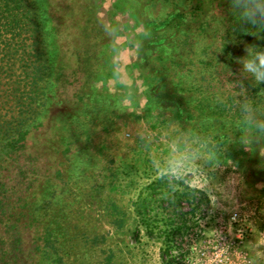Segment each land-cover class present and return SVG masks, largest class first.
Listing matches in <instances>:
<instances>
[{
    "label": "rangeland",
    "instance_id": "1",
    "mask_svg": "<svg viewBox=\"0 0 264 264\" xmlns=\"http://www.w3.org/2000/svg\"><path fill=\"white\" fill-rule=\"evenodd\" d=\"M37 1L43 16L48 4ZM120 1L128 10L111 14L116 0H103L99 8L106 37L97 49L96 70L83 89L88 91L82 102L81 71L69 76L66 92L54 96L56 85L47 73L56 46L43 45L34 24L11 28L0 23V171L10 184L28 186L14 197L19 205L26 198L35 219L33 224L27 220L22 232L26 246L34 247L35 237H43V256H50L43 264H105L109 255L118 264H187L188 259L193 264H264V158L238 142L239 131L251 128L239 111L242 97L217 100L226 94L229 81L242 79L237 60L246 55L245 47L264 48V42L234 40L212 0H155L151 5ZM203 1V11L196 9ZM181 11L188 13L186 35L174 25L149 30L140 21H162ZM69 39L65 34V43ZM141 49L148 57L141 60L145 67L137 63ZM150 63L163 69L164 79ZM244 85L247 91L257 86L247 79ZM252 91L248 98L253 106L264 109V90ZM170 123L190 129L193 137H211L216 154L209 151L211 146L202 152L220 166L209 171L199 190L206 193L205 185L214 181L225 186L227 195L208 191L210 202L197 204L194 217L192 206L184 203L175 208L169 223L164 221L168 213L156 208L158 220L150 224L149 233L137 212L138 198L159 177L151 154H166L167 149L161 142L146 144L137 133L151 132L158 141ZM19 132L25 135L20 142L25 145L17 144V151L8 142ZM117 133H126L127 139L120 142ZM197 175L189 181L196 188ZM116 206L118 216L113 213ZM235 212L246 219L241 226L230 220ZM197 216L208 218L200 223ZM190 217L195 219L192 229L174 236L171 250L162 254L164 231ZM219 217L228 227L223 238L215 231ZM241 228L245 242L239 246L236 235ZM200 231L211 239H203Z\"/></svg>",
    "mask_w": 264,
    "mask_h": 264
},
{
    "label": "trees",
    "instance_id": "2",
    "mask_svg": "<svg viewBox=\"0 0 264 264\" xmlns=\"http://www.w3.org/2000/svg\"><path fill=\"white\" fill-rule=\"evenodd\" d=\"M154 1L155 0H144V2L149 5L154 4ZM212 1L217 3L220 12L224 15L227 29L234 40L246 42L257 38L240 30L239 18L230 11L229 0ZM46 2L48 7L47 10H43L42 16L39 11V3L37 0H0V23L5 21L6 24H9L6 26H10L11 28L20 26L25 27L24 23L29 25L34 24L36 30L39 31L42 37L43 45L46 46L47 43H51L56 46L53 51H50V56L55 58L54 61L52 59L47 73V76L52 78V83L56 85V94L54 96L56 97L59 96L57 95L58 93L63 94L66 92L69 87L67 85V81H70L69 76L81 71L82 77H85V80L81 84L80 89H82V91L81 93L79 92L78 99L82 102L85 98V93L88 91L83 92V89L85 87L87 88L96 70L93 64L98 59L97 49L100 46V41L104 40V37H106L107 24L105 25L102 18L98 15L103 0H46ZM205 4L206 3L203 1V4L201 6L197 5L196 9L203 11ZM123 9L128 10L123 7L120 0H116V3L112 5V9H110V13L116 14L119 10ZM196 12L197 10H194V14H197ZM187 14L188 13L185 11L177 13L171 12L162 21L148 18L141 19L140 21L144 24V27L149 30H157L164 25H174L178 28L180 27L178 32H184V35H186L184 23H186L188 19ZM198 15L200 16V14ZM22 16L25 19L22 18ZM203 25L204 23H202V26ZM41 28H43V32L40 31ZM65 34L70 37L68 43H65ZM261 36L264 37V33H262ZM260 39V42H264V38ZM153 41L154 40L149 42ZM226 46L228 47L230 45L225 44V47ZM143 51L144 49H141V53ZM44 53L45 51L43 50V54ZM146 58L148 57L144 55L143 52V56L138 58L137 63L145 67L141 60ZM149 68L157 74L156 76H158L159 79H164L162 77L163 69H158L154 63H150ZM253 88H248L247 93L249 96L254 94L252 90H254L255 93L258 92V89L264 90V84L257 85L254 89ZM171 96L175 97V93H172ZM204 107L207 110H211L212 108L211 105H205ZM201 111L204 110L201 109ZM202 115H204V113ZM207 115L208 113H206V116ZM18 134L19 136L17 139H11L8 142V144L17 151L20 150V147L25 145L24 143L23 145L20 144V142L25 139V135L22 132ZM17 144L21 146L18 148L16 147ZM209 151L216 154L215 149L210 148ZM11 154L12 153H7V156L10 157ZM8 167L9 165H6V168ZM0 169L2 170V167H0ZM2 176V171H0V264H43L45 258H50L49 255L46 257L43 256L44 253H46V251H43V237H35L32 244L34 247H27L25 244V237L22 234L26 227L27 220L32 224L35 221L25 201L26 198H22L25 204L23 203L20 205L17 204L18 200H14V197L23 194L28 186L25 188V183H21L20 181L14 185L10 184L8 179ZM203 199L210 202L209 196L201 190L191 186L190 182L186 185L181 184L176 188H170L166 180L158 177L153 179L141 193L138 198L140 202L137 212L143 220L142 222L145 224L147 231L151 233L153 229L150 224L158 220L159 212H155L156 208H159V210L163 208V211L166 214L168 213L167 216H164V221L169 223L176 214L172 212H174L175 208L178 209L184 203L192 206V213L190 215L194 217L193 214L196 212V205L198 204L200 206ZM110 206H113V203H111ZM113 210L115 216H118L121 212L117 206L114 207ZM117 221L123 222V218ZM194 222L195 219L193 218L189 221L185 218L181 226L170 229L169 231H164V247H161L162 254L166 255L167 252L171 250L174 236H177V234L184 236L188 234ZM46 234L47 240L51 241V231H48ZM57 259L58 257L52 261L55 263ZM105 264L118 263L113 260V255H109L105 259Z\"/></svg>",
    "mask_w": 264,
    "mask_h": 264
},
{
    "label": "clouds",
    "instance_id": "3",
    "mask_svg": "<svg viewBox=\"0 0 264 264\" xmlns=\"http://www.w3.org/2000/svg\"><path fill=\"white\" fill-rule=\"evenodd\" d=\"M230 11L239 18L240 30L257 38L264 33V0H229ZM246 55L238 58L237 63L242 65L239 81L230 82L225 85V95H218L217 100L224 103L228 95L240 96L238 101L239 111L243 122L250 125L249 130L241 129L238 139L245 150L258 151L259 156L264 158V109L254 107L248 98L244 80H250L253 84H264V48L256 45L245 47ZM228 75H232L228 70ZM138 138L146 144L161 142L167 149V153H153L152 163L159 178L166 180L170 188H176L181 184H188L194 174L207 176L220 166V163L209 160L202 149H216L210 136H192L191 130L181 128L177 123H170L168 130L163 133L159 140L154 138L151 132H139ZM117 140L123 142L127 139L126 133H117ZM195 169V173L193 172ZM223 188V191L220 189ZM204 191H211L214 195L220 193L227 195L225 186L208 181ZM217 196V195H216ZM217 202V201H216ZM215 206V205H213ZM255 264V262H253Z\"/></svg>",
    "mask_w": 264,
    "mask_h": 264
},
{
    "label": "built area",
    "instance_id": "4",
    "mask_svg": "<svg viewBox=\"0 0 264 264\" xmlns=\"http://www.w3.org/2000/svg\"><path fill=\"white\" fill-rule=\"evenodd\" d=\"M198 176V180H199V184H197V188L198 189H201V190H203L202 188L204 187V183H202V181L204 182L206 179H207V176L205 177V176H201V175H197ZM191 184V186H194L192 183H190ZM195 188H196V186H195ZM205 218H208V217H204V218H202V217H199V216H197V219H198V221L201 223L203 220H205ZM230 220H232V222L233 223H236V224H238V225H242L243 224V222L246 220V219H244L242 216H241V214L240 213H238V212H235L231 217H230ZM218 222H219V224L217 225V227L215 228V231H216V233H218V237L219 236H221V238H223L222 236L224 235V233L227 231V225H226V223L224 222V220H222L221 219V217H219L218 218ZM203 226V225H202ZM252 231V230H251ZM215 233V234H216ZM215 234H213V235H215ZM200 235H201V237L203 238V239H205V240H210L211 238H209V239H207V237H204V236H206V234H205V231H200ZM217 235V234H216ZM236 239L238 240V245L240 246V244L242 245V244H244V242H245V235H244V228H241V229H238L237 230V235H236ZM208 241H206V243H207ZM194 249H195V247H193ZM201 252H202V250H201ZM187 264H193V263H191L190 262V260L188 259L187 260Z\"/></svg>",
    "mask_w": 264,
    "mask_h": 264
}]
</instances>
